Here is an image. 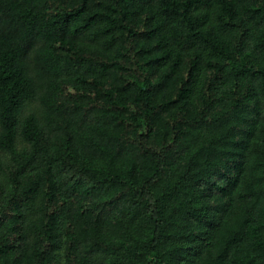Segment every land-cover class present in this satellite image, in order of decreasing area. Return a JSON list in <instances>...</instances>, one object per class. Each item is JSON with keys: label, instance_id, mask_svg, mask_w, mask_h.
Instances as JSON below:
<instances>
[{"label": "trees", "instance_id": "obj_1", "mask_svg": "<svg viewBox=\"0 0 264 264\" xmlns=\"http://www.w3.org/2000/svg\"><path fill=\"white\" fill-rule=\"evenodd\" d=\"M256 263L264 0H0V264Z\"/></svg>", "mask_w": 264, "mask_h": 264}, {"label": "rangeland", "instance_id": "obj_2", "mask_svg": "<svg viewBox=\"0 0 264 264\" xmlns=\"http://www.w3.org/2000/svg\"><path fill=\"white\" fill-rule=\"evenodd\" d=\"M75 158L77 159V162H78V165L80 167L84 166L86 163L82 162L84 161L82 156L80 154H77L75 156ZM126 242L127 245L130 247V249L136 254V253H140L144 250L145 248V243L139 239L138 237H131V238H128L127 240L125 239H120V240H117L115 242L116 245H120V243H124ZM256 264H263V263H256Z\"/></svg>", "mask_w": 264, "mask_h": 264}]
</instances>
